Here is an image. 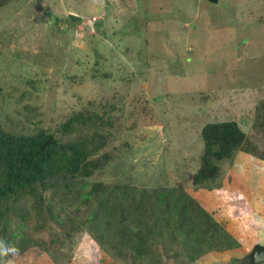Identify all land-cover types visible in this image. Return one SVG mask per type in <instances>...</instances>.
Instances as JSON below:
<instances>
[{"label": "rangeland", "instance_id": "rangeland-1", "mask_svg": "<svg viewBox=\"0 0 264 264\" xmlns=\"http://www.w3.org/2000/svg\"><path fill=\"white\" fill-rule=\"evenodd\" d=\"M263 102L264 0H15L0 9V123L15 134L45 130L71 140L94 126L77 123L65 134V122L79 113L100 117L96 128L110 135L101 153L113 161L86 182L115 192L111 204L92 208L59 191L41 193L44 211L35 197L21 200L6 217L7 239L19 249L9 259L236 264L264 246V131L256 128ZM231 120L261 155L238 152L215 183L195 186L202 129ZM169 188L179 194L167 215L121 222L113 209ZM206 204L229 216L230 247L196 246L209 237ZM179 212L192 237L174 230ZM138 220L148 236L142 254L118 233L131 235Z\"/></svg>", "mask_w": 264, "mask_h": 264}, {"label": "trees", "instance_id": "trees-1", "mask_svg": "<svg viewBox=\"0 0 264 264\" xmlns=\"http://www.w3.org/2000/svg\"><path fill=\"white\" fill-rule=\"evenodd\" d=\"M15 0H0V9L8 7ZM260 131H264V102L259 109ZM100 117L85 116L79 113L65 122L63 132L70 134L74 126L93 125L89 131L76 139H62L56 133L40 130L36 134H15L7 131L0 123V219L4 221L6 234L10 224L6 221L7 214L26 197H35L37 207L44 211L41 193L47 191L61 192L72 202L86 204L92 208L93 203L111 204L110 197L115 192L107 183L96 182L88 189L87 179L105 169L113 161V155L101 153L108 145L110 135L101 131L98 121ZM204 148L200 158V167L193 176L195 186L215 183L222 175L221 164L232 161L238 152L258 158L259 147L248 138L236 121L214 122L207 124L201 133ZM113 189H120L115 186ZM176 189H159L147 194V200L133 198L128 203H113V209L121 222L128 216L140 217L145 214L167 215L177 203ZM202 222L207 226L209 237L203 236L196 241L202 249L210 244L208 251L230 247L232 223L229 216L220 207L210 204L201 210ZM180 213V212H179ZM136 231L129 235L126 230H119V236L125 244L133 246L137 253L146 251L148 236L144 224L138 220ZM188 218L181 213L174 226L177 233L186 238L192 237L193 229ZM146 226V225H145ZM149 230V229H148ZM202 239V240H201ZM8 243L12 244L10 238ZM200 245V246H198Z\"/></svg>", "mask_w": 264, "mask_h": 264}, {"label": "water", "instance_id": "water-1", "mask_svg": "<svg viewBox=\"0 0 264 264\" xmlns=\"http://www.w3.org/2000/svg\"><path fill=\"white\" fill-rule=\"evenodd\" d=\"M216 3L217 0H210ZM264 263V246L256 245L252 252L241 260H237L236 264H262Z\"/></svg>", "mask_w": 264, "mask_h": 264}, {"label": "clouds", "instance_id": "clouds-1", "mask_svg": "<svg viewBox=\"0 0 264 264\" xmlns=\"http://www.w3.org/2000/svg\"><path fill=\"white\" fill-rule=\"evenodd\" d=\"M19 253V249L14 245L0 239V264H14L13 260L9 259Z\"/></svg>", "mask_w": 264, "mask_h": 264}]
</instances>
